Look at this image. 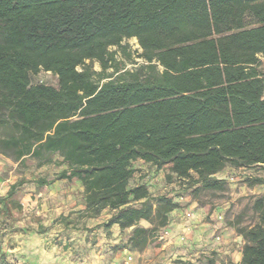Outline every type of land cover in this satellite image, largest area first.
Returning a JSON list of instances; mask_svg holds the SVG:
<instances>
[{"label":"trees","instance_id":"trees-1","mask_svg":"<svg viewBox=\"0 0 264 264\" xmlns=\"http://www.w3.org/2000/svg\"><path fill=\"white\" fill-rule=\"evenodd\" d=\"M131 38L143 63L125 70L112 48L125 55ZM262 58L264 0H0V154L65 166L56 178L81 181L85 213L116 211L106 226L131 229L121 247L142 252L180 205L131 185L136 161L194 192L224 190L227 166L264 168ZM41 71L58 86L33 83ZM18 185L1 199L5 219L21 208ZM253 209L257 223L237 228L241 261L199 264H264V194Z\"/></svg>","mask_w":264,"mask_h":264},{"label":"rangeland","instance_id":"rangeland-1","mask_svg":"<svg viewBox=\"0 0 264 264\" xmlns=\"http://www.w3.org/2000/svg\"><path fill=\"white\" fill-rule=\"evenodd\" d=\"M255 25L254 20L249 17L248 27ZM125 44L128 45L125 55L117 47H113L112 51H118L116 57L118 61L123 63L125 70L136 69L143 63V59L139 56L142 49L136 38L127 40ZM127 53H130V57L127 56ZM87 63L96 72L102 70L100 63L97 61H88ZM262 63L264 70V58H262ZM112 71V68L108 70L109 73ZM95 78L97 79L98 75H95ZM32 82L58 86V77L51 72L41 71L39 74L32 76ZM54 159L57 161L61 160L58 155ZM64 167L56 162L39 166L37 160L32 158H26L22 163L15 162L11 157L0 154V191L2 189V177L10 178L14 181V184L18 185L22 179L26 180L25 175L33 174L37 176L39 173L48 172V175L52 177V172H54L55 176L58 174L57 171H61ZM142 171V169L137 168V173L131 180V185L142 182L140 181L141 178H145L144 182H146L155 196L165 194L172 196L180 206L190 205L192 199L186 198L191 196L199 204H210L213 208L226 207V216L231 222H235L236 228L250 227L258 221V215L253 209V202L256 197L264 194V185L250 186L249 183L253 177L264 175V168L262 167L235 168L227 166L217 177L222 179L234 176L236 178L234 181L227 180V186L224 190L206 189L197 192H194L195 187H187L191 180L181 184V186H179L178 182H167L165 180V169L161 175L152 174L151 171L142 173ZM138 177H140L139 181L137 180ZM14 184L10 185L9 191ZM17 191L18 189L14 191L16 200L18 199ZM11 213L12 216L8 220L13 221L7 223V219L3 218L2 226H0V264H14L13 260L16 261L15 258H10L11 256H16L17 241L21 237L16 236L18 231L16 220L22 216L26 217L22 211L17 214L16 209H12ZM115 213L116 211L108 209L97 217H90L85 213V210H73L68 215H57L53 223L52 211L50 210H46L44 214L42 212L41 214L34 212V215L36 216L35 222L39 225L38 230L43 232L44 236L48 234L46 239L43 238L42 243L48 250L55 249L58 252L60 264H163L159 261L152 262L159 256L157 251L163 244V240H160L158 236H155L151 244L142 252L121 247L127 241L131 229L123 233L120 232V235H117L113 230V225L106 226V221H109ZM139 225L147 227L150 226V223L141 221ZM6 236L9 238L7 246L4 244L5 242L2 244ZM119 237L120 240L116 242ZM65 255L68 256L67 260H64ZM204 255L209 254L199 253L185 260L193 259L192 261L195 264H199V260ZM215 255L219 260L223 261L217 254ZM178 260V258L171 256L168 264H177Z\"/></svg>","mask_w":264,"mask_h":264},{"label":"crops","instance_id":"crops-1","mask_svg":"<svg viewBox=\"0 0 264 264\" xmlns=\"http://www.w3.org/2000/svg\"><path fill=\"white\" fill-rule=\"evenodd\" d=\"M134 167L142 169V173L151 171L152 174L161 175L164 172L163 169L156 170L142 161H136ZM32 175H25L26 180L22 179V184L15 188V190L18 189L17 200L21 205L16 212L18 214L22 211L26 217L22 216L16 220L18 228L16 236L21 237L17 241L16 256L10 258H15L14 264H60L58 252L55 249L48 250L42 243L48 234L44 236L43 232L38 230L39 225L35 222L34 212L44 214L46 210L52 211L53 223L57 215H68L73 210L83 211L85 210L84 187L77 179H57L54 172L52 177L48 175V172L39 173L37 176ZM142 179L144 182L145 178ZM41 180L47 181V184L40 185ZM137 180L139 181L140 177ZM1 182L0 209L2 208L1 199L8 198L10 185L14 184L12 179L5 177L1 178ZM188 198L192 199L190 205L179 206L170 213L169 226L158 235V238L163 240V244L157 251L159 256L152 262L168 264L171 256L185 260L199 253H215L224 262L239 263L242 259L244 238L238 233L235 222H231L226 216V207L213 208L210 204H199L191 196H187L186 199ZM3 218L0 214V226H2ZM11 221L13 220H6L7 223ZM31 226L33 227L30 228ZM113 230L120 235L118 224L113 225ZM165 230L169 232L167 235L164 234ZM4 240L2 244L5 242L7 246L9 238L6 236ZM119 240L120 237L116 239V242ZM67 258L68 256L65 255L64 260Z\"/></svg>","mask_w":264,"mask_h":264},{"label":"built area","instance_id":"built-area-1","mask_svg":"<svg viewBox=\"0 0 264 264\" xmlns=\"http://www.w3.org/2000/svg\"><path fill=\"white\" fill-rule=\"evenodd\" d=\"M235 178H236V177L231 176V177H225V178H222V179H226V180L234 181ZM189 214L191 215V212H189ZM168 233H169L168 230H165V231H164V234H165V235H167ZM218 238H219V237H218ZM130 259H131V257H130Z\"/></svg>","mask_w":264,"mask_h":264}]
</instances>
